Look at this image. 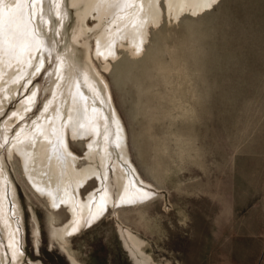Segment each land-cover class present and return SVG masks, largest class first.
<instances>
[{
    "label": "rangeland",
    "instance_id": "obj_1",
    "mask_svg": "<svg viewBox=\"0 0 264 264\" xmlns=\"http://www.w3.org/2000/svg\"><path fill=\"white\" fill-rule=\"evenodd\" d=\"M62 2L69 13L61 32H46L48 50L53 39L62 48L77 24L70 0ZM44 4L48 11L52 0ZM160 5L162 20L149 27L140 54L118 47L107 63L93 57L122 119L126 154L150 186L137 181L154 197L109 208L76 235L54 238L51 230L71 221L68 209L54 210L27 179L19 157L9 159L1 149L23 212L24 264H72L71 256L79 264H135L121 231L143 240L151 264H264V0H212L203 12L177 18L168 14L166 0ZM94 15L86 18L92 56ZM49 16L53 28L58 19ZM49 53L37 77L25 89L18 86L7 103L4 90L12 88L0 86V104L6 103L0 125L34 88L37 100L26 120L33 123L43 110L56 63ZM75 55L84 61L81 47ZM86 144L70 141L80 167L88 163ZM98 188L91 179L81 197ZM110 188L116 197L114 176ZM6 247L0 227V264Z\"/></svg>",
    "mask_w": 264,
    "mask_h": 264
},
{
    "label": "bare ground",
    "instance_id": "obj_2",
    "mask_svg": "<svg viewBox=\"0 0 264 264\" xmlns=\"http://www.w3.org/2000/svg\"><path fill=\"white\" fill-rule=\"evenodd\" d=\"M44 1H0V86L7 84L12 88V93L7 87L4 90L5 102L16 94L18 86L25 89V84L37 77L46 66V52L50 51V57L56 58L54 70L50 71L53 76L50 98L34 122L29 123L26 118L37 100V89H30L31 93L17 110L0 125V154L3 149L9 159L18 156L27 179L50 206L54 210L62 206L68 209L70 223L61 231L51 230L54 238L65 239L100 220L109 208L136 206L154 197L137 181L150 186L126 154L122 119L112 102L110 88L95 68L93 57L107 63L117 57L118 47L140 54L149 27L161 22L162 10L160 0H70L77 21L72 37L64 41L62 48H59L61 42L53 39L48 50L46 32L52 29L57 34L61 32L69 9L62 0H52V7L47 11ZM211 1L166 0V3L168 14L177 18L184 12L201 13ZM93 12L97 21L93 28L98 33L94 37L96 46L92 56L86 40L87 32L91 31L86 18ZM50 13L58 19L53 28ZM77 47L83 49V62L75 55ZM6 103L0 104V117ZM20 121H24L22 126L13 134L12 127ZM82 139L87 140L84 159L88 163L80 167L77 165L80 158L71 150L70 141ZM115 151H119L120 157ZM5 156L0 155V227L7 246L3 263L9 259L12 264H24L23 212L5 166ZM112 174L118 187L116 197L110 188ZM91 179H97L99 188L83 199L80 191ZM33 212L36 224L33 232L39 244L40 229ZM52 219L50 215V222ZM120 234L135 264H151L144 253L143 240L129 231ZM71 261L79 264L73 256Z\"/></svg>",
    "mask_w": 264,
    "mask_h": 264
}]
</instances>
